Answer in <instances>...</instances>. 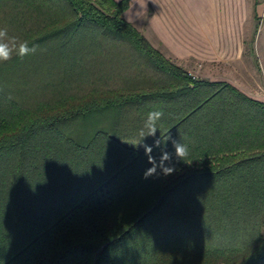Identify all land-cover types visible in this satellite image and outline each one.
I'll list each match as a JSON object with an SVG mask.
<instances>
[{
	"label": "trees",
	"instance_id": "obj_1",
	"mask_svg": "<svg viewBox=\"0 0 264 264\" xmlns=\"http://www.w3.org/2000/svg\"><path fill=\"white\" fill-rule=\"evenodd\" d=\"M129 1L0 0L38 46L0 62V264H264V101L173 62ZM157 109L143 143L176 170L145 179Z\"/></svg>",
	"mask_w": 264,
	"mask_h": 264
},
{
	"label": "crops",
	"instance_id": "obj_2",
	"mask_svg": "<svg viewBox=\"0 0 264 264\" xmlns=\"http://www.w3.org/2000/svg\"><path fill=\"white\" fill-rule=\"evenodd\" d=\"M217 1L130 0L124 16L134 25L142 16L145 17L147 26L151 30L150 34L156 37V40L149 37V34L145 36L156 48L157 41H160L166 46L168 52L187 57L197 64L203 59H208L215 64L223 62L225 69L231 70L232 74L243 71L244 92L264 101V52L259 47L260 38L264 33V0H244L247 4L244 7L243 19L244 41L252 32L254 34L252 44L254 60L251 57V61L248 62L244 55V66L237 65L238 63L237 66L233 65L234 60L238 61L243 52L237 44L241 40L233 27L235 24L228 23L232 20H239V17L242 20L243 15L217 12ZM226 1L229 4L230 0L223 2L226 3ZM137 5H141L140 11ZM192 21L194 22L191 23ZM195 22L197 23L196 28ZM234 35L237 36L238 49L236 48V51L232 48L231 38ZM234 52L236 56L233 55ZM212 80H226L236 84L233 79Z\"/></svg>",
	"mask_w": 264,
	"mask_h": 264
},
{
	"label": "rangeland",
	"instance_id": "obj_3",
	"mask_svg": "<svg viewBox=\"0 0 264 264\" xmlns=\"http://www.w3.org/2000/svg\"><path fill=\"white\" fill-rule=\"evenodd\" d=\"M223 1H225V0H218L217 1V3H218L217 4V12H221V13L232 12L233 14L243 15L242 20H241V17H239V20H232V21H229L228 23H230V24L234 23L235 24L233 27L236 30V32H238V35H240V40H241V41L239 40L240 42L238 43L237 42V36L234 35V37L231 38L232 48L236 51V48L238 49V47H237V44H238L240 46V49H242V52H243L242 56L238 59V61L234 60L233 65H236L238 63L237 65L244 66V55H245V59L248 60V62L251 61V57L254 60L253 47H252L253 40H254L253 32L249 36H247L245 38V41H244V20L243 19H244V7L247 4H246V1L244 2V0H230L229 4L227 1H226V3ZM141 9H142L141 5H139L138 11H140ZM5 13H8V11L2 12L1 15L2 16L6 15ZM18 16L20 18L21 15L19 14ZM18 16H17V18H18ZM36 16L37 15L34 14L35 18H36ZM28 17H29L28 15H22L21 16L20 19H22V22H24L23 25L18 23L20 21V19L19 20L16 19V21H12V22L7 20L4 25H0V29L6 28L9 37H14L17 39V41L23 42V40H24V34H23L24 29L27 27V25L29 26L31 24L30 23L31 21L28 20L29 19ZM35 18H34V20L32 19V21H35ZM193 22L194 21H192L191 23H193ZM135 25L144 35L149 34L150 35L149 37H151L152 39L155 38V40H156V37H154V36H152V34H150L151 30L147 26V22H146L145 17L142 16L139 20L136 21ZM196 25H197V23L195 22V28H196ZM247 28L249 29V27H247ZM260 39H261L260 40L261 45L259 47L261 48V51L264 52V33ZM236 42H237V44H236ZM156 46L169 59H171L173 62H175L177 64L179 63V65H181L182 67H185V69H187L195 77L207 78V79L208 78L209 79H211V78L212 79H233L235 81L234 83H236L235 85L244 91V73H242L243 71L242 72L238 71L237 73L232 74L230 72L231 70L225 69L223 62H218L215 64V62L210 61L208 59H203V61H201L200 63L197 64L196 62L192 61L191 59H189L187 57H185V58H184V56L180 57L177 54H172V53L168 52L166 46L163 45V43L160 41H157ZM239 52H241V51H239ZM235 54L236 53L234 52L233 55L236 56ZM230 66H232V65H230ZM36 78L39 79L38 81H41V79L39 77H36ZM83 82L84 81H82V83H81L78 80H75L72 83L70 81L69 86H71V87L73 86V88L75 87V89H76L79 86L81 87L82 84H83V86L86 85ZM50 84H51V86H49V88L51 89V88H53V82L51 81ZM36 89H39V88L36 87ZM24 95H26V94H24ZM37 95H38V97H40V93H38V92L36 95H33V96L36 97ZM31 99L28 100V102H31ZM208 212H210V211L208 210ZM208 212L206 214H203L202 216L199 214V216H201V219L202 218L205 219L206 222H203V224H205V225H207V222L210 221L209 217H211L210 215H208ZM212 240H213V238H212Z\"/></svg>",
	"mask_w": 264,
	"mask_h": 264
},
{
	"label": "clouds",
	"instance_id": "obj_4",
	"mask_svg": "<svg viewBox=\"0 0 264 264\" xmlns=\"http://www.w3.org/2000/svg\"><path fill=\"white\" fill-rule=\"evenodd\" d=\"M37 45L33 44L29 46L28 41L19 42L14 37H9L7 29H0V62H6L12 58L13 53L18 57L23 58L27 55L34 54L37 51ZM164 116L162 109L149 111L143 127L139 130V141L133 144L136 147H142L147 156L148 163L152 166L144 172V178L154 176L157 174V170L164 176L171 175L176 169L171 166L172 153L166 150V142L171 139L170 136L162 137L154 141L153 145L143 143L146 137H154L159 130L158 125ZM172 146L174 148V155L178 160H183L189 156V148L186 144L172 140ZM160 148L161 155L157 159L152 155L153 148Z\"/></svg>",
	"mask_w": 264,
	"mask_h": 264
}]
</instances>
